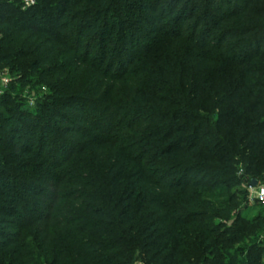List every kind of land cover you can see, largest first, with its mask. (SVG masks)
<instances>
[{"label":"trees","instance_id":"trees-1","mask_svg":"<svg viewBox=\"0 0 264 264\" xmlns=\"http://www.w3.org/2000/svg\"><path fill=\"white\" fill-rule=\"evenodd\" d=\"M97 1L0 0V257L29 264L33 234L49 264H262L264 0H149L108 52L126 4Z\"/></svg>","mask_w":264,"mask_h":264},{"label":"rangeland","instance_id":"rangeland-1","mask_svg":"<svg viewBox=\"0 0 264 264\" xmlns=\"http://www.w3.org/2000/svg\"><path fill=\"white\" fill-rule=\"evenodd\" d=\"M127 1V3H126ZM100 3V0L97 1V4ZM149 3V0H125V4L126 6L123 7L124 4H120L119 6V11L117 13L116 16H113V15H110V18L106 21V24L109 26H111L112 28L116 29L115 32L113 34H108L107 35V38H106V43H107V46L104 47V51H110L112 49V42H110L109 40V37H112V35H117V31L118 29L121 28V22L125 21L126 25H127V28L130 29L131 31H134L135 27H136V24H137V16H138V13H140L142 11L141 7L142 5H145ZM128 4V6H127ZM130 6V7H129ZM100 9L102 8V5L98 6ZM71 11H76V9H78V7H72V8H69ZM68 9V10H69ZM97 9V7H96ZM191 11V10H189ZM113 14V13H112ZM67 14L65 13V16ZM171 17V18H170ZM170 20H165V21H162L160 22V26L164 29V30H167L170 26L167 24H171L172 23V16H169ZM94 23V27L96 26V23H98V21L96 20ZM163 30V31H164ZM94 29H90V30H87V34H94ZM160 37V35L157 36V38ZM118 38V37H117ZM97 41L100 42V38H97ZM154 44L151 43V42H147L145 44L142 45V51L143 53L140 54L139 56L133 58L132 60V64H130V67L132 70L134 69H139V68H142V67H146V69H150L152 71H154V66H151L150 68L147 66V64L145 63L144 59L146 58L145 55H144V52L147 51L148 49L151 48V46H153ZM98 47V53L100 52L101 48L99 45H97ZM154 47V46H153ZM97 53V54H98ZM100 55V54H98ZM152 68V69H151ZM132 72V71H131ZM150 79L152 80V83H153V86L155 87V84L154 82L157 84L158 82L155 81L154 77L152 76H149ZM158 86V85H157ZM162 89V86H158L156 88H152V86H147L143 89V92L144 93H148V92H151V93H154L155 91H161ZM20 95H19V98L20 100L22 101L23 105L24 106H27V108H29L31 111H37L38 109V103L40 101H42L45 97V92L48 91L47 88H30V87H26L25 89L23 88H20ZM19 91V90H18ZM142 94L141 97L143 100H146L147 99V95L145 94ZM138 103V102H136ZM140 104V103H138ZM3 104H1V107ZM141 105V104H140ZM52 120H53V123H52V126L55 125V117L52 116ZM52 126H48L47 128H39V129H36L37 131V135L39 136L41 133L43 134H51V132L53 131L52 130ZM38 141V139H37ZM16 149V148H15ZM34 149L36 150L37 147L35 146ZM32 158V157H31ZM33 159V158H32ZM34 161V159H33ZM1 183H7V185H11L12 184V181H8V180H4V179H0V185ZM241 187V188H246V185L245 184H235L234 185V188L236 187ZM243 208L246 209V211H244V213L250 215V216H253L254 214H256L257 212H261L263 211L264 212V207L262 206H259V205H251L250 203H248V200L245 201V203H243ZM261 243L262 245H264V237H261ZM24 243L26 245V248H28L31 252V256H32V259L31 261H29L28 263L29 264H49L50 260L52 259V257L54 256V253L53 252H49L47 250H44L40 247V244H39V241L35 238V236L33 234H28L26 236V238L24 239ZM7 251V254H6V257L7 259H3V257L1 258L0 257V264H8L9 260L8 258L10 257V252H11V249H8L6 250ZM245 256L243 255L242 258H244ZM261 263L264 264V248L262 250V258H261Z\"/></svg>","mask_w":264,"mask_h":264},{"label":"built area","instance_id":"built-area-1","mask_svg":"<svg viewBox=\"0 0 264 264\" xmlns=\"http://www.w3.org/2000/svg\"><path fill=\"white\" fill-rule=\"evenodd\" d=\"M35 4V0H25V7ZM11 83V76L8 72L0 70V95L5 92ZM248 203L251 205H259L264 207V183L258 184L256 187L247 185Z\"/></svg>","mask_w":264,"mask_h":264},{"label":"water","instance_id":"water-1","mask_svg":"<svg viewBox=\"0 0 264 264\" xmlns=\"http://www.w3.org/2000/svg\"><path fill=\"white\" fill-rule=\"evenodd\" d=\"M258 184H259V181L257 179H252L249 183V185L252 187H256L258 186Z\"/></svg>","mask_w":264,"mask_h":264},{"label":"crops","instance_id":"crops-1","mask_svg":"<svg viewBox=\"0 0 264 264\" xmlns=\"http://www.w3.org/2000/svg\"><path fill=\"white\" fill-rule=\"evenodd\" d=\"M137 264H142V262L140 260L137 261Z\"/></svg>","mask_w":264,"mask_h":264}]
</instances>
